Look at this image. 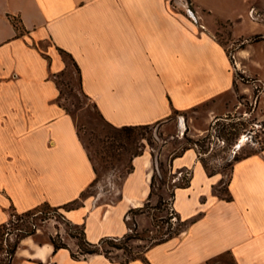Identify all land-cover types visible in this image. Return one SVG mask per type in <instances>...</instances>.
Wrapping results in <instances>:
<instances>
[{"label": "crops", "instance_id": "1", "mask_svg": "<svg viewBox=\"0 0 264 264\" xmlns=\"http://www.w3.org/2000/svg\"><path fill=\"white\" fill-rule=\"evenodd\" d=\"M42 42L52 43L47 55L36 46ZM61 53L103 118L118 127L166 122L234 91L226 48L171 0H0V226L47 203L84 226L93 243L123 237L126 215L160 197L157 162L193 170L189 185L173 192L187 230L143 257L74 258L78 240L57 228L69 248L55 252L50 240L26 236L9 264H208L225 254L234 264H264V147L234 162L226 195L216 193L222 174L208 173L195 148L158 156L146 150L133 158L118 200L86 196L65 207L98 175L72 115L56 101L54 77L68 66ZM143 216L136 215L138 227Z\"/></svg>", "mask_w": 264, "mask_h": 264}, {"label": "rangeland", "instance_id": "2", "mask_svg": "<svg viewBox=\"0 0 264 264\" xmlns=\"http://www.w3.org/2000/svg\"><path fill=\"white\" fill-rule=\"evenodd\" d=\"M255 2L171 0L172 6L212 32L226 48L234 91L228 92L223 99L177 112L169 121L145 128L124 131L111 126L94 101L83 92L78 70L71 58L61 53L68 66L54 77L58 88L56 101L72 115L98 175V180L85 196H94L100 204L116 201L120 197L124 178L132 170L136 153L148 150L158 156L162 150L182 152L187 147L196 149L209 171L222 174V184L216 193L227 194L236 157L264 147V14L251 7ZM50 45L52 43L42 42L36 46L47 55ZM162 163L160 167L157 162L154 184V193L160 197L144 204L143 212L126 215L131 238L119 237L104 243L102 249L110 260L143 257L149 246L187 230L190 220L180 217L173 192L177 185L191 180L193 170L189 168V178L183 175L174 183L173 169L169 163ZM31 210L29 215L16 214L13 224L0 228V264L10 263L7 251L19 241L23 233L21 228L35 232L33 236L40 243L57 234L65 242L60 233L55 234L57 228L64 229L67 238L73 237V234L80 236L82 227L70 222L57 207L42 204ZM142 213L146 216L141 218L138 227L136 215ZM212 260L215 264L235 263L229 254Z\"/></svg>", "mask_w": 264, "mask_h": 264}, {"label": "trees", "instance_id": "3", "mask_svg": "<svg viewBox=\"0 0 264 264\" xmlns=\"http://www.w3.org/2000/svg\"><path fill=\"white\" fill-rule=\"evenodd\" d=\"M12 23L15 25V27H16V29L18 30V31H20L21 29H20V27L18 26V24H17V22H16V20L15 19H12ZM236 89H237V87H236ZM108 122V121H107ZM109 123V122H108ZM111 126H113V127H116V128H119V129H121V130H124V131H128V130H134V129H139V128H145V127H148V126H150V125H125V126H122V127H118V126H115V125H113V124H111V123H109ZM196 145H197V143H196ZM189 147H187V148H185V150L186 149H188ZM191 148V147H190ZM256 152V151H255ZM143 152H140V153H136L135 154V156H137V155H140V154H142ZM252 153H254V152H252ZM251 154V153H250ZM199 155H201V153L199 152ZM240 158H242V157H236V160H239ZM200 160L202 161V163H203V165H204V167L206 168V170L208 171V173H210V174H214L215 172H211V171H209V169H208V166H207V164H206V162H205V160H203L201 157H200ZM235 160V161H236ZM162 165H163V163L162 162H160V167H162ZM132 168H133V166H132ZM98 180V177L96 178V180L94 181V183L96 182ZM155 180H156V175L154 176V178H153V184H155ZM94 183L91 185V186H93L94 185ZM189 183H190V181H187V182H185V183H181V184H179V185H177V187H186V186H188L189 185ZM90 186V187H91ZM89 187V188H90ZM88 188V189H89ZM87 189V190H88ZM86 190V191H87ZM86 191L81 195V197L80 198H78V199H76V200H74V201H72V202H70L69 204H67V205H65V207L67 208V207H71V208H73V207H76V206H78V205H80L81 203H82V200L86 197L85 195H86ZM174 196V195H173ZM45 204H47V203H45ZM48 205V204H47ZM39 207V206H38ZM38 207H36V209L38 208ZM144 207H141V208H139V209H137V210H133L132 212H143L144 211V209H143ZM32 210H29V211H27V212H25V213H22V214H25V215H29V214H31L32 212H31ZM132 212H130V213H132ZM130 213H128L127 215H129ZM16 217V214H14L13 215V217H12V219L8 222V223H6V224H4V225H2V226H0V228L1 227H5V226H8V225H11V224H13L14 223V218ZM77 226H79V225H77ZM82 227V230L80 231V236H78V235H72L74 238H76L77 240H78V245H79V253L77 254V253H72V256L74 257V258H79V255H87V254H105L106 256H107V253H106V251L105 250H103L102 248H103V245H104V243L105 242H108L109 240H114L115 238H119V237H104V238H102L99 242H96V243H93V242H91V241H89L88 239H87V236H86V232H85V228H84V226H81ZM129 228H130V226H129ZM131 229V228H130ZM21 230H22V235H21V237H20V239L21 238H23V237H26V236H30V235H33L35 232H28V231H24L22 228H21ZM130 233V232H129ZM129 233L128 234H126L125 236H123V237H126V238H131V236L129 235ZM20 239H19V241L12 247V249L11 250H8L7 251V253H8V255L10 256V258L14 255V253L16 252V250H17V248H18V246H19V242H20ZM50 241L53 243V245H54V247H55V252H57L59 249H62V248H69V246L67 245V243H65V242H63L61 239H60V235L59 234H57V236H51L50 237ZM108 257V256H107ZM136 258H139V257H134V258H132V259H129V260H125V261H130V260H133V259H136ZM124 261V262H125ZM9 264V263H8Z\"/></svg>", "mask_w": 264, "mask_h": 264}, {"label": "built area", "instance_id": "4", "mask_svg": "<svg viewBox=\"0 0 264 264\" xmlns=\"http://www.w3.org/2000/svg\"><path fill=\"white\" fill-rule=\"evenodd\" d=\"M172 175H173V182L176 183L177 180H180V176H187V178H189L191 176V170L189 168L186 169H180V170H173L171 171Z\"/></svg>", "mask_w": 264, "mask_h": 264}, {"label": "snow or ice", "instance_id": "5", "mask_svg": "<svg viewBox=\"0 0 264 264\" xmlns=\"http://www.w3.org/2000/svg\"><path fill=\"white\" fill-rule=\"evenodd\" d=\"M251 7L256 8L259 13L264 14V0H256V2L251 5ZM208 264H215V262L212 259H209Z\"/></svg>", "mask_w": 264, "mask_h": 264}, {"label": "bare ground", "instance_id": "6", "mask_svg": "<svg viewBox=\"0 0 264 264\" xmlns=\"http://www.w3.org/2000/svg\"><path fill=\"white\" fill-rule=\"evenodd\" d=\"M151 171V170H150ZM140 207V206H139ZM98 256V255H97ZM93 257V256H92Z\"/></svg>", "mask_w": 264, "mask_h": 264}]
</instances>
